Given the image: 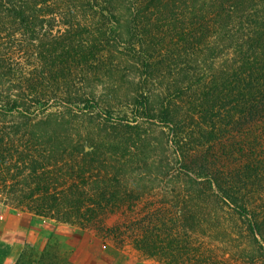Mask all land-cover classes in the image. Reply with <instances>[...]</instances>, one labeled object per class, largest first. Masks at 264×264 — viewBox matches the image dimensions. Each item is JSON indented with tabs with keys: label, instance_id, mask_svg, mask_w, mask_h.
<instances>
[{
	"label": "trees",
	"instance_id": "obj_1",
	"mask_svg": "<svg viewBox=\"0 0 264 264\" xmlns=\"http://www.w3.org/2000/svg\"><path fill=\"white\" fill-rule=\"evenodd\" d=\"M148 38L162 39L158 51L174 50V59L204 49L224 53V64L197 84L193 111L211 115L217 109L228 118V125L264 116V0H0V118L16 120L0 124L1 202L25 207L37 217L81 225L118 202L116 190L81 182V169L71 152L58 160L56 153H49L52 147L40 150L47 133L34 130L38 121L30 123L28 116L44 113L52 95L70 96L73 76L93 66L103 53L110 54L114 43L140 58L154 45ZM136 97L138 117L140 110L148 115L146 98ZM93 104L88 99L85 107ZM157 115L160 121L173 123L167 108ZM176 117L174 108V126ZM136 124L124 127L138 129ZM59 161L62 166L56 167ZM262 161H248L243 175L260 170ZM196 177L178 179L180 189L188 188L177 195L174 220L157 212L138 222L141 234L134 247L152 257H165L169 264H220L203 256L196 239H188L202 226L212 235L213 224L229 220L235 225L242 222L241 228L264 257V213L249 210L233 187ZM191 184L200 186L199 194H191ZM212 197L232 212L227 216L221 207H210ZM175 222L179 226L174 228ZM226 227L220 225L218 231ZM161 231L164 236L159 239ZM13 264L75 263L46 241L39 249L20 251Z\"/></svg>",
	"mask_w": 264,
	"mask_h": 264
},
{
	"label": "rangeland",
	"instance_id": "obj_2",
	"mask_svg": "<svg viewBox=\"0 0 264 264\" xmlns=\"http://www.w3.org/2000/svg\"><path fill=\"white\" fill-rule=\"evenodd\" d=\"M148 39L156 46L151 44L140 58L114 43L110 54L103 53L93 66L73 76L70 96L52 95L44 113L28 116L30 123L38 121L34 130L47 133L38 145L40 150L52 147L49 153H56L58 160L71 152L80 166L81 182L116 190L118 202L81 225L37 217L25 207L0 201V264H13L20 251L39 249L46 241L75 264H169L165 257L149 256L133 243L141 234L138 222L157 212L166 213L170 220L176 218L177 195L188 188L180 189L178 179L187 176L231 186L240 191L249 210L264 213V164L260 170L250 171L249 177L242 173L248 161L264 162V116L228 125V118L217 109L211 115L193 111L197 84L224 64V53L204 49L174 59V50L163 53L162 47L163 52L158 51L162 39ZM175 84L184 88L175 91ZM138 94L146 98L148 115L140 110L138 117L134 107ZM88 99L93 108L85 107ZM166 108L173 123L157 117ZM13 121L15 118H0L5 126ZM125 124H136L138 129H128ZM191 188V194H199L200 186L191 184ZM210 202V207H221L227 216L232 212L215 197ZM236 222H221L228 226L224 231L213 224L212 235L202 226L188 240L196 239L203 256L220 264H264L257 244L241 228L242 222ZM163 236L161 231L159 239Z\"/></svg>",
	"mask_w": 264,
	"mask_h": 264
}]
</instances>
